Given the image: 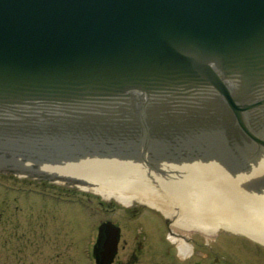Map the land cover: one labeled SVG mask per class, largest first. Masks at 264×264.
<instances>
[{"label": "water", "instance_id": "obj_1", "mask_svg": "<svg viewBox=\"0 0 264 264\" xmlns=\"http://www.w3.org/2000/svg\"><path fill=\"white\" fill-rule=\"evenodd\" d=\"M0 173L163 188L264 243V0H0Z\"/></svg>", "mask_w": 264, "mask_h": 264}, {"label": "rangeland", "instance_id": "obj_2", "mask_svg": "<svg viewBox=\"0 0 264 264\" xmlns=\"http://www.w3.org/2000/svg\"><path fill=\"white\" fill-rule=\"evenodd\" d=\"M79 187H83L84 191ZM79 187L67 184L58 186L0 173V260L4 261L7 255H11L7 259L8 264H94L90 256L91 247L97 239L98 227L104 223V198L109 199L110 205L121 206L125 201L116 200L119 195L127 201L134 197L90 185ZM169 208L164 206L162 211L167 215L170 213L177 221L192 218L190 213ZM143 214L149 212L144 210ZM108 217L127 227L133 228L135 225L129 223L125 212L116 206L113 216ZM150 219L143 217L145 226L151 225ZM171 225L174 231L184 235H197L200 232L195 229L180 230L175 223ZM220 227L223 228V225L215 226L216 229ZM14 228L16 237L22 241L9 243V232ZM211 231H214L213 228ZM221 232L219 230L213 236L218 234L223 237ZM236 235L249 237L243 233ZM4 240L8 243L1 249ZM259 252L264 254V251Z\"/></svg>", "mask_w": 264, "mask_h": 264}, {"label": "flooded vegetation", "instance_id": "obj_3", "mask_svg": "<svg viewBox=\"0 0 264 264\" xmlns=\"http://www.w3.org/2000/svg\"><path fill=\"white\" fill-rule=\"evenodd\" d=\"M178 179L185 182L183 176L175 177ZM151 190L152 194L136 195L121 206L110 205L109 199L104 198V224L109 223L118 231L116 251L110 264H264V254L259 252L264 251V244L226 230V223H217L223 228L210 230L209 234L200 231L197 235H184L174 231L171 225L174 224L173 218L162 211L164 206L172 207L169 202L171 194L163 188ZM176 190L181 194L183 188L178 186ZM115 206L125 212L129 223L135 224L133 228L109 219L108 216L115 212ZM144 210L149 214H143ZM143 217H151L149 227L144 225ZM219 230H222L223 237L213 236ZM242 239L245 241L238 242ZM96 248L95 241L91 247L93 257Z\"/></svg>", "mask_w": 264, "mask_h": 264}, {"label": "bare ground", "instance_id": "obj_4", "mask_svg": "<svg viewBox=\"0 0 264 264\" xmlns=\"http://www.w3.org/2000/svg\"><path fill=\"white\" fill-rule=\"evenodd\" d=\"M116 199L117 200H122V201H127L121 195H119V197H117ZM169 210H170V208H169ZM169 215L173 218V221H174L175 225L178 226L179 228H182V229H186V230L195 229V230H199V231H201V232H203L205 234H209V232H210L209 230H211L212 228H213V230L216 229L215 226H216L217 223H214V222L206 220L204 218L195 216L193 214H191L192 218L185 217L182 220H178V221L175 220L174 216L171 215L170 213H169ZM231 230L233 232H235V233H240V232L235 231L233 229H231Z\"/></svg>", "mask_w": 264, "mask_h": 264}, {"label": "trees", "instance_id": "obj_5", "mask_svg": "<svg viewBox=\"0 0 264 264\" xmlns=\"http://www.w3.org/2000/svg\"><path fill=\"white\" fill-rule=\"evenodd\" d=\"M0 219H1V215H0ZM9 243H12V241L13 242H15V243H17V242H21L22 240H20L18 237H16V230H15V228H14V230L12 229L10 232H9ZM8 243V241L6 240H4L3 242H2V245H1V249H4L5 248V245ZM11 255H7L6 256V258H4V261L3 260H0V263L2 262V264H8L7 263V259H9V257H10Z\"/></svg>", "mask_w": 264, "mask_h": 264}]
</instances>
